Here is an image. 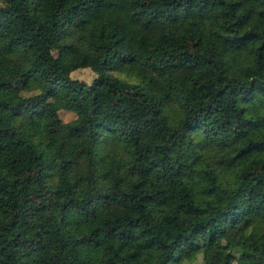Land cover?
<instances>
[{"label": "trees", "instance_id": "trees-1", "mask_svg": "<svg viewBox=\"0 0 264 264\" xmlns=\"http://www.w3.org/2000/svg\"><path fill=\"white\" fill-rule=\"evenodd\" d=\"M196 257L264 264V0H0V264Z\"/></svg>", "mask_w": 264, "mask_h": 264}, {"label": "rangeland", "instance_id": "rangeland-1", "mask_svg": "<svg viewBox=\"0 0 264 264\" xmlns=\"http://www.w3.org/2000/svg\"><path fill=\"white\" fill-rule=\"evenodd\" d=\"M69 75L71 78H76L84 82H89L94 77V73L86 67L74 69L70 72ZM58 117L62 121H67L73 118L74 114L71 111H66V110L61 109V110H58ZM198 262H199V259L198 257H196L192 263H188L187 261H184V264H198Z\"/></svg>", "mask_w": 264, "mask_h": 264}]
</instances>
